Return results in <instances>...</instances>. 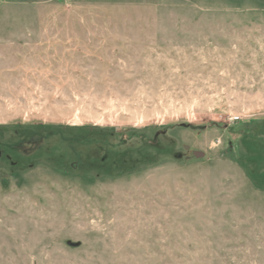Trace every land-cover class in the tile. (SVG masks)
I'll list each match as a JSON object with an SVG mask.
<instances>
[{
	"label": "rangeland",
	"instance_id": "obj_1",
	"mask_svg": "<svg viewBox=\"0 0 264 264\" xmlns=\"http://www.w3.org/2000/svg\"><path fill=\"white\" fill-rule=\"evenodd\" d=\"M0 264H264V0H0Z\"/></svg>",
	"mask_w": 264,
	"mask_h": 264
},
{
	"label": "water",
	"instance_id": "obj_2",
	"mask_svg": "<svg viewBox=\"0 0 264 264\" xmlns=\"http://www.w3.org/2000/svg\"><path fill=\"white\" fill-rule=\"evenodd\" d=\"M197 155H198V156H202V155H201V154H199V153H198Z\"/></svg>",
	"mask_w": 264,
	"mask_h": 264
},
{
	"label": "built area",
	"instance_id": "obj_3",
	"mask_svg": "<svg viewBox=\"0 0 264 264\" xmlns=\"http://www.w3.org/2000/svg\"><path fill=\"white\" fill-rule=\"evenodd\" d=\"M234 120V119H233ZM235 120H237L236 118H235Z\"/></svg>",
	"mask_w": 264,
	"mask_h": 264
}]
</instances>
